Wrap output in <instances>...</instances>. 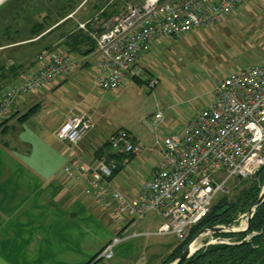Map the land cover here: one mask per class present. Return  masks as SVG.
<instances>
[{
	"label": "built area",
	"instance_id": "2783aa9c",
	"mask_svg": "<svg viewBox=\"0 0 264 264\" xmlns=\"http://www.w3.org/2000/svg\"><path fill=\"white\" fill-rule=\"evenodd\" d=\"M245 1L142 0L130 5L96 36L97 49L92 54L95 85L104 91L121 89L144 73L142 61L155 42L225 23ZM85 61L61 52L40 53L19 84L2 93L0 124L21 113L17 108L28 95L73 76ZM159 83L153 77L148 84L154 89ZM163 122V112L156 113L151 130L156 133ZM93 127L91 116L74 113L56 130L55 137L73 149L64 166L65 175L80 181L85 195L120 227L97 260H111L117 246L145 236L172 234L184 242L210 213L216 197L228 192L232 179H247L264 168V66L233 71L220 79L208 107L186 122L182 132L157 139L160 158L156 171L134 199L114 182L119 164L109 154L139 156L147 150L145 144L121 129L108 141L110 153L87 162L74 149ZM151 213H157L162 224L155 233L142 234L138 226ZM241 219L239 226L246 223L244 215ZM211 240L216 245L240 242L223 233Z\"/></svg>",
	"mask_w": 264,
	"mask_h": 264
},
{
	"label": "crops",
	"instance_id": "0c3cea01",
	"mask_svg": "<svg viewBox=\"0 0 264 264\" xmlns=\"http://www.w3.org/2000/svg\"><path fill=\"white\" fill-rule=\"evenodd\" d=\"M209 29L215 30L214 27L203 30ZM36 40L0 46V68L3 67L5 72V76L0 78L1 84L6 82L8 87L19 84L21 75L32 64H24L22 57H9L7 52ZM195 46L206 48L205 39ZM147 57L149 61L152 54ZM85 60L81 71L87 69L97 87L94 83L95 59L91 55ZM1 61H5V68ZM81 71L31 94L28 101L34 102L33 105L21 113L35 108L34 113L24 122L12 121L5 145L0 146V264H90L120 231V227L109 219L94 199L85 195L81 182L65 175L64 166L73 149L55 137L56 130L74 113L88 114L94 121L92 113L80 108L82 103L72 94V87H79L84 80ZM138 79L130 80L140 81ZM216 83L209 92L205 108L213 99ZM57 92L71 95L62 98V103L69 108L65 109V106L61 107L53 101ZM158 112L162 111L158 109ZM51 117H59V120L53 122ZM49 121L53 123L50 127L55 125L53 128H47ZM124 130L147 148L139 156L123 158L121 170L115 175L116 185L134 199L140 194L143 183L152 179L160 158V148L156 141L151 146L130 130ZM115 132L108 134L107 138L100 135L94 138L88 134L74 150L81 153L85 161L91 162ZM127 169L130 175L126 173ZM144 220L138 226L142 234L155 233L162 224L157 213L149 214ZM166 236L177 239L172 234ZM162 237L151 235L127 241L129 243L121 245L107 264H167L181 242L177 239V243L166 244Z\"/></svg>",
	"mask_w": 264,
	"mask_h": 264
},
{
	"label": "rangeland",
	"instance_id": "374dc122",
	"mask_svg": "<svg viewBox=\"0 0 264 264\" xmlns=\"http://www.w3.org/2000/svg\"><path fill=\"white\" fill-rule=\"evenodd\" d=\"M140 1L142 0H0V46L29 42V38L35 36L32 31L37 23L45 24V34L64 23L52 35L7 52V56L15 59L22 57L24 64L32 63L33 66L38 55L44 51H67L61 44L62 35L69 37L84 31L96 41V36L109 23L120 17L130 5ZM105 14L108 16L105 17ZM214 28L215 30L201 29L188 36L165 39L160 44L155 42L149 53L152 58L148 61L147 57L142 61L146 69L139 77L140 81L129 80L117 91H104L95 87L89 71L80 69L84 80L79 87H72V94L82 103L80 108L93 115L96 127L90 131V137L100 135L107 138L108 134L124 128L154 146L157 139L163 140L169 133L183 130L185 123L205 108L209 102V92L216 81L233 71L264 66V0H246L227 22ZM203 39L206 48L195 46ZM4 62L1 61V64L5 65ZM153 77L160 81L154 89L148 84ZM0 86V91H3L8 83ZM31 94L20 105V112L33 105L34 102L28 101ZM64 97L66 99L71 95L57 92L53 101L66 109L69 105L62 103ZM158 109L163 112L164 122L154 133L148 124L154 121ZM50 120L54 122L59 117H51ZM51 121L47 128L53 124ZM3 123L0 124V146L5 145L12 121ZM126 173L130 175V170L127 169ZM255 177L256 174L247 179H232L228 184V192L219 194L211 209L223 199L234 201L244 188L252 185ZM257 181L259 185L264 184V181ZM263 184L260 186L262 189ZM243 215L244 213L239 216L234 227L239 226ZM107 216L111 219L108 214ZM148 217L149 215L145 220ZM194 228L190 230L189 236ZM205 229L208 228L203 230ZM245 234L246 239L257 233L248 231ZM212 236L200 237L199 244L207 243ZM162 239L166 244L177 243L173 236H164ZM126 243L129 242L116 247L115 255L118 248ZM97 256L92 264L98 261H102L99 264H107L108 260H97Z\"/></svg>",
	"mask_w": 264,
	"mask_h": 264
},
{
	"label": "trees",
	"instance_id": "16d2710c",
	"mask_svg": "<svg viewBox=\"0 0 264 264\" xmlns=\"http://www.w3.org/2000/svg\"><path fill=\"white\" fill-rule=\"evenodd\" d=\"M107 16L108 14H105V17ZM66 17H68V15ZM65 18H62V20ZM63 24L64 23L54 27L53 30L45 34V24L37 23L34 26V28H36L32 31L35 36L33 38H29V40L38 39L35 41L38 42L44 37L52 35L55 30H57ZM67 37H65V35L61 36V44L67 50L64 53L68 55L85 58L91 56L93 53H95L97 49L96 41H93L91 37L84 31H80L75 35L72 34L68 38ZM35 42H31V44ZM2 70L3 67L0 68V78H3L5 76V72H3ZM1 88L2 86H0V90ZM5 89L6 87L3 89V91H0V93H3ZM34 111L35 108L31 109L28 113H18L17 116H13V118L7 120L5 123L10 121L24 122L34 113ZM110 151L111 147L109 145V142H107L99 149L96 158L100 159L102 156L110 153ZM109 156L116 159L119 164L117 170L115 171V175L121 170L123 158L125 159L133 157V155H125L119 153H110ZM257 180H260L262 182L264 181V168L261 173L255 177V180L253 181L252 185H250L248 188H244L240 192V194L235 197L234 201H230L229 198H226L223 199L217 205H215L213 209H211L210 213L198 225L195 226L187 240L181 242L179 248L172 256L171 260L167 262V264L173 263L176 259H178L181 256L185 247L204 228H212L218 225H226L231 227L237 225V220L239 216L242 213L247 212L254 204H256L262 193L263 189L260 186L263 183L259 185ZM249 233L257 234L254 235L249 241H245L246 234L227 235L231 237H236L240 242L234 245L219 244L204 247L183 264H264V203L259 207L255 216L253 217ZM95 259L96 258H94V260ZM94 260H92L90 264H92Z\"/></svg>",
	"mask_w": 264,
	"mask_h": 264
},
{
	"label": "water",
	"instance_id": "95a60500",
	"mask_svg": "<svg viewBox=\"0 0 264 264\" xmlns=\"http://www.w3.org/2000/svg\"><path fill=\"white\" fill-rule=\"evenodd\" d=\"M263 168H260L256 172V176L261 173ZM242 179V178H240ZM264 203V188L262 190V193L257 201L256 204H254L247 212L244 213V218H246V223L244 225L238 226V227H231V226H226V225H218L212 228H208L205 230H202L183 250L181 256L176 259L173 263L171 264H183L186 262L189 258H191L194 254L199 252L202 248L204 247H209L211 245H216V242L214 240H210L204 245L196 248L194 251L192 250V246L194 243H196L200 237L205 236V235H216V234H227V235H240V234H245L246 232L249 231L252 223V219L255 216L257 210L259 207ZM245 241H247L245 239Z\"/></svg>",
	"mask_w": 264,
	"mask_h": 264
},
{
	"label": "bare ground",
	"instance_id": "6f19581e",
	"mask_svg": "<svg viewBox=\"0 0 264 264\" xmlns=\"http://www.w3.org/2000/svg\"><path fill=\"white\" fill-rule=\"evenodd\" d=\"M201 244L197 241L196 243L193 244L192 250L194 251L196 248L200 247Z\"/></svg>",
	"mask_w": 264,
	"mask_h": 264
}]
</instances>
